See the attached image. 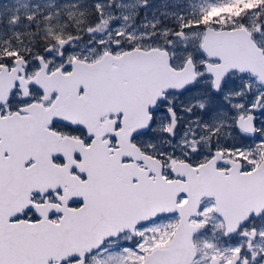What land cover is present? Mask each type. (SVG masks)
I'll use <instances>...</instances> for the list:
<instances>
[{
  "label": "snow or ice",
  "instance_id": "obj_1",
  "mask_svg": "<svg viewBox=\"0 0 264 264\" xmlns=\"http://www.w3.org/2000/svg\"><path fill=\"white\" fill-rule=\"evenodd\" d=\"M0 264H264V0L0 4Z\"/></svg>",
  "mask_w": 264,
  "mask_h": 264
},
{
  "label": "rangeland",
  "instance_id": "obj_2",
  "mask_svg": "<svg viewBox=\"0 0 264 264\" xmlns=\"http://www.w3.org/2000/svg\"><path fill=\"white\" fill-rule=\"evenodd\" d=\"M14 2V0H12ZM151 2L154 4V5H162L165 0H151ZM163 10V9H161ZM141 15H143V13H141Z\"/></svg>",
  "mask_w": 264,
  "mask_h": 264
},
{
  "label": "trees",
  "instance_id": "obj_3",
  "mask_svg": "<svg viewBox=\"0 0 264 264\" xmlns=\"http://www.w3.org/2000/svg\"><path fill=\"white\" fill-rule=\"evenodd\" d=\"M13 3L12 0H0V4H10Z\"/></svg>",
  "mask_w": 264,
  "mask_h": 264
}]
</instances>
